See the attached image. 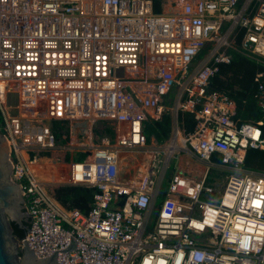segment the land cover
I'll return each mask as SVG.
<instances>
[{"label": "built area", "instance_id": "1", "mask_svg": "<svg viewBox=\"0 0 264 264\" xmlns=\"http://www.w3.org/2000/svg\"><path fill=\"white\" fill-rule=\"evenodd\" d=\"M233 49L264 63V0H0V133L39 259L57 251L58 264H264V172L242 168L248 149H264V118L240 123L236 102L207 90ZM256 81L264 113L263 71ZM179 111L194 115L192 131ZM167 112L174 134L158 172L144 123ZM99 120L113 122L115 143L96 135ZM186 147L203 172L174 173L163 190L171 157ZM57 150L70 159L45 155ZM211 166L243 175L220 193L207 184ZM78 185L96 189L87 213L51 193Z\"/></svg>", "mask_w": 264, "mask_h": 264}, {"label": "trees", "instance_id": "2", "mask_svg": "<svg viewBox=\"0 0 264 264\" xmlns=\"http://www.w3.org/2000/svg\"><path fill=\"white\" fill-rule=\"evenodd\" d=\"M243 35L244 29L238 27L236 35H233L232 39H235L237 45H240ZM230 51L233 54L232 62L220 65L219 72L210 80L207 90L208 92L221 91L228 94L237 104L235 118L240 123L256 124L264 118V113L258 105V84L256 81L257 73L264 72V63L242 53ZM171 93L167 96L166 103L171 99ZM178 123L181 127H185L186 131H192L196 121L193 114L179 111ZM57 126L55 131L57 138L61 141L62 132ZM173 130L174 119L170 112L164 113L159 119H148L144 123V133L148 141L155 139L161 143L167 142L172 137ZM63 159H70L69 154H65ZM243 167L264 172V149H248ZM207 184L211 185L209 178ZM95 191V188L83 185L55 186L52 188L51 193L62 204L70 205L87 213L91 208ZM9 226L12 234L18 240H21L27 233L29 221L25 222L26 227H21L13 221H9Z\"/></svg>", "mask_w": 264, "mask_h": 264}, {"label": "water", "instance_id": "3", "mask_svg": "<svg viewBox=\"0 0 264 264\" xmlns=\"http://www.w3.org/2000/svg\"><path fill=\"white\" fill-rule=\"evenodd\" d=\"M122 68L119 74L122 75ZM18 95L10 93L8 104H17ZM16 113L15 110L11 111ZM10 153L9 145L0 133V264H58V252L39 259L30 245L26 242L28 232H31V225L27 227L24 237V247L19 248L18 239L12 234L10 226L6 225L4 215L10 216V221L16 222L21 227H26V218L29 217L23 207L24 197L20 184L11 180L12 165L8 159Z\"/></svg>", "mask_w": 264, "mask_h": 264}, {"label": "rangeland", "instance_id": "4", "mask_svg": "<svg viewBox=\"0 0 264 264\" xmlns=\"http://www.w3.org/2000/svg\"><path fill=\"white\" fill-rule=\"evenodd\" d=\"M157 11L158 12L163 11L162 5L159 6ZM233 52L236 53L237 50L233 49ZM199 59H200V61H198L195 65H192L190 72L194 71L204 61L205 57H200ZM178 93H179V89H177V88L172 91V93L170 95L171 99L166 103L167 106H169L171 108L175 107V101H176L175 99H176ZM172 115H173V113H172ZM46 123L51 127L55 126V123H53L52 121H47ZM85 124H86L85 122H78L77 123L79 128L85 126ZM69 126H70V123H68V127ZM112 127H113V122L109 121V120H99L94 125L96 135L100 136V137L107 136L109 138L110 142L113 144V143H115V137H114ZM101 129H103V131ZM172 137H173V135H172ZM101 139L102 138L97 139V142ZM148 143H149V146H151V147L159 148L158 156L155 159L154 166L156 167L157 171L160 172L162 170V168L164 167V161L166 159V152H165L166 146L170 142L169 143H167V142L161 143L158 140H154V142H153V139H151L150 141H148ZM62 144L63 143H60V145H62ZM65 154H69V153H63L61 150L45 151V155H56V156L60 157L61 159H63ZM75 159L76 160H83L84 156L82 154L76 152L75 153ZM242 168H243V170H249V169H246L245 167H242ZM202 172H203V167H202L201 163L196 158V156L193 155L186 147L184 150L176 151L173 154V156L171 157L169 167H168L167 172H166L165 179L162 183V188H163V190H167L169 188L170 178L174 173L185 174V175H189V176H197V175H200ZM233 175L242 176L243 172H238V171L231 170V169H225V168H222L219 166H211V170H210L208 177L210 180V184L213 185L215 188H217V192L222 193L223 190L225 189L226 182L229 180L230 176H233ZM211 197H214V195H212ZM219 197H220V195L215 196L213 198V201H218ZM161 199H163V197H161L160 200ZM156 215H157V212L154 213V215L151 219L149 229L147 230V232L151 231V227L153 225L154 218L156 217ZM4 218H5L6 225L8 226V223L10 221V216L5 213ZM26 220H28V218H26Z\"/></svg>", "mask_w": 264, "mask_h": 264}, {"label": "bare ground", "instance_id": "5", "mask_svg": "<svg viewBox=\"0 0 264 264\" xmlns=\"http://www.w3.org/2000/svg\"><path fill=\"white\" fill-rule=\"evenodd\" d=\"M176 139H179L180 142H181L182 144H184V141H183L182 138H180V135H177V136H176ZM175 141H176V140H175ZM176 148H177V145H176L175 142H173V144H172L171 146L168 147V150H169L170 152H172V151L175 150Z\"/></svg>", "mask_w": 264, "mask_h": 264}, {"label": "crops", "instance_id": "6", "mask_svg": "<svg viewBox=\"0 0 264 264\" xmlns=\"http://www.w3.org/2000/svg\"><path fill=\"white\" fill-rule=\"evenodd\" d=\"M155 139H153V142H154Z\"/></svg>", "mask_w": 264, "mask_h": 264}, {"label": "flooded vegetation", "instance_id": "7", "mask_svg": "<svg viewBox=\"0 0 264 264\" xmlns=\"http://www.w3.org/2000/svg\"><path fill=\"white\" fill-rule=\"evenodd\" d=\"M28 221V220H27Z\"/></svg>", "mask_w": 264, "mask_h": 264}]
</instances>
